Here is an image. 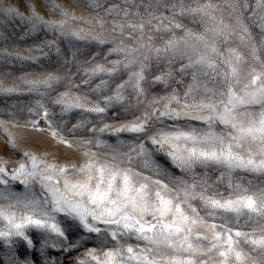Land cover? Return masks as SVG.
<instances>
[{"label": "snow or ice", "instance_id": "6c2138e0", "mask_svg": "<svg viewBox=\"0 0 264 264\" xmlns=\"http://www.w3.org/2000/svg\"><path fill=\"white\" fill-rule=\"evenodd\" d=\"M24 7L30 31L109 45L106 63L76 61V73L69 68L63 76H22L18 84L0 86V92L23 90L43 98L63 80L65 90L52 98L61 118L78 111L103 119L110 108L123 104L129 89L135 104L128 107L143 109L116 125L97 127L80 119L72 129L91 135L78 139L63 134L65 121L52 119L41 99L28 108L32 118L0 120L5 144L20 153L11 167L9 160L0 159L3 264H33L17 254L21 240L27 249L39 251L43 264H56L46 256L49 248L70 252L81 247L79 241H69L60 215L96 234L101 245L99 255L88 249L76 264H264V0H122V6L104 10L105 17H114L108 31L115 35L110 37L103 34V18L78 16L71 4L45 0L43 7L55 19L41 14L35 0H25ZM88 7L103 5L89 0ZM0 13L24 18L19 0L0 4ZM184 20L198 24L199 30ZM93 21L100 32L80 26ZM154 33L168 35H160L157 44ZM45 46H55L60 54L56 40ZM73 61L75 53L65 63ZM177 62V71L190 76L183 92L173 87L164 96L148 98L143 85L153 64L167 67L152 83L168 87ZM77 73L80 83L74 80ZM114 77L121 78L115 82ZM95 78L99 83L91 90L99 94L110 89L111 94L89 101L87 94L73 91ZM41 119L47 128L40 127ZM17 128L46 132L55 145L79 149V159L57 162L56 154L46 149L25 147L27 137L11 131ZM105 132L117 137L115 145L101 138ZM125 133L132 139H119ZM158 154L178 172L162 167ZM209 170L219 175L212 179ZM16 184L23 191L14 190ZM32 229L40 233L38 249L29 235Z\"/></svg>", "mask_w": 264, "mask_h": 264}, {"label": "rangeland", "instance_id": "374dc122", "mask_svg": "<svg viewBox=\"0 0 264 264\" xmlns=\"http://www.w3.org/2000/svg\"><path fill=\"white\" fill-rule=\"evenodd\" d=\"M7 0H0V4L6 3ZM57 3H62L65 5L71 4L72 8L76 11V14L83 15L89 19L94 17H101L105 20V30L103 34L105 36H111L115 34H110L108 29L111 27V21L114 19L113 16H104V10L111 5H121L122 0H98L99 3L103 5L100 8H90L88 7L89 0H56ZM139 3L140 0H137ZM147 2V0H144ZM171 2V0H169ZM215 2V0H214ZM254 2V0H250V3ZM20 3V11L23 13V17L20 16H5L3 13H0V86L10 87L14 84L19 83L20 77L26 78H35L40 76L41 74H46L47 72H56L63 76L69 68L73 73H76V61L83 62L85 60H91L93 64L101 63L105 64L106 61L104 59V54L109 47V45H99L95 41H77L72 39L65 38H57L54 33L46 32L44 30L30 31V24L27 20L28 10L24 7L25 0H19ZM38 11L41 14L45 15L46 18L55 19V15L46 11L43 7L45 0H35ZM143 11V8H141ZM227 18V17H226ZM118 19V18H117ZM187 24L188 27H191L195 30H199L198 24L189 23L188 20L183 21ZM80 26L88 28L92 27L94 31L100 32L101 29L98 25L93 24L91 26L80 24ZM253 33L258 37L259 29L255 26L252 27ZM156 39L155 43H160L159 36L163 35L167 38L166 33L153 34ZM117 39L119 37L117 36ZM49 40H56L57 45L61 49L60 54L57 55L56 47L53 46L48 48L45 46V42ZM39 46L43 49V51H34V49ZM225 45L221 44V49ZM29 49H33V51H29ZM5 52L13 53L11 56L5 55ZM16 53H19L22 56L32 57L36 56L38 59L34 62L32 59H17ZM44 53H47L45 55ZM75 53V61L71 64H66V59H71L72 54ZM109 59H115L114 56L109 57ZM84 67H88L90 65H83ZM167 67L166 65L161 64L158 69L155 64H153L152 68L146 73V81L144 83V88L146 89V95L148 98L153 96H164L174 87L179 92H183L184 86L190 81V76L183 75L177 69L179 68V62L173 64L171 66V70L173 72V78L169 80L168 87H165L160 83H152V78L154 75L159 74L160 70ZM104 79H108L107 77H102ZM121 77H114L113 80L115 82H119ZM100 78H95L92 80L90 85H81L79 89H73V91L77 94H87L89 101H96L97 99H102V95L111 94L110 89L103 93H95L91 89L99 83ZM76 83H80L81 74L77 73L74 77ZM183 80V84L178 83V81ZM66 81H61L59 85L56 86V90L52 91L49 96L39 97L35 94H30L26 91H21L20 93L13 94H4L0 92V120H13L24 122L32 118L31 114L28 112V108L34 105L35 100L41 99L42 102L49 108L50 116L55 121L59 122L61 119L65 121L62 125L63 134L72 139L74 136L78 139L81 135H86L87 133L81 129H72V126L77 123L80 119H88L91 120L93 124L97 127H102L104 123H108L110 125H116L118 123L124 122L126 120H131L135 115H139L143 109V106L137 107H128L129 105H134L135 100L133 99V94L131 90H127L125 95L127 99L120 105H114L110 108L107 113L104 114L103 119L96 116L95 114L90 113H81L78 111H74L64 117L61 118L59 115L60 109L59 106H55L52 103V98H54L57 92L64 91V84ZM114 83L110 81V87H114ZM125 107L128 108L125 111ZM12 114L11 116L9 114ZM167 123L171 124L172 121H167ZM181 123H184L181 121ZM40 127L47 128V125L44 123L43 119L39 121ZM91 126V125H89ZM199 126V125H197ZM10 127V126H9ZM71 130V131H70ZM18 136L24 135L27 137V143L25 147H29L35 150L43 151L48 150L51 153L56 154L57 162H64L66 158H74L79 159V149L72 150L67 149L63 146L55 145L51 140L50 136L46 132H33L31 129L17 128L11 129ZM91 135V134H87ZM101 138L107 140L109 144L115 145L117 143V137L111 135L109 132H105L101 134ZM119 139L128 141L131 140L132 137L129 134H120ZM6 137L3 134L2 129H0V159H7L10 161L9 167L12 166L11 161L19 159L20 153L13 152L8 146L5 144ZM52 159V156L48 157ZM157 161L160 163L162 167L168 168L169 171L178 172V170L172 168L170 162L164 157L162 154H158L156 156ZM209 175L212 179H215L219 172L214 170H209ZM247 179H254L255 182H259L258 178L246 177ZM14 190L23 191V187L19 184L14 185ZM221 190L223 186H221ZM36 193L40 194L39 185L35 188ZM19 214V213H18ZM58 219L62 222V224L66 227V235L68 236L69 241H79L82 245L81 247L74 249L70 252H62L57 249L49 248L46 250V256L49 260H55L56 264H76L78 258H81L83 254L88 249H96V254L99 255L101 252V245L98 241L96 234L87 233L82 227L78 225L77 222L72 221L69 218L64 217L63 215L58 216ZM2 226V225H0ZM103 227V226H101ZM30 237L33 239L36 248H39L40 242V233L35 229L29 231ZM109 245L111 246V238L108 237ZM128 243H132L135 245L137 242L135 240H129ZM141 246L142 243H141ZM16 252L21 258L27 257L33 260V264H43L44 257H42L36 249L29 250L26 248L24 242L21 240L16 245ZM5 253V248L3 246V241H0V264H3V256Z\"/></svg>", "mask_w": 264, "mask_h": 264}]
</instances>
